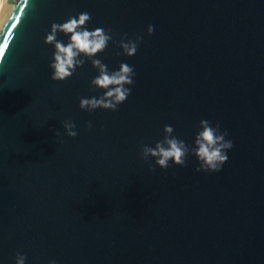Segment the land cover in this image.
Wrapping results in <instances>:
<instances>
[{"label":"water","instance_id":"water-1","mask_svg":"<svg viewBox=\"0 0 264 264\" xmlns=\"http://www.w3.org/2000/svg\"><path fill=\"white\" fill-rule=\"evenodd\" d=\"M9 3L0 25V46L9 36L0 57V264L17 252L25 264H264V0ZM83 11L87 30L113 38L93 58L109 71L134 67L116 111L79 108L104 91L90 86V60L50 78L45 34ZM122 33L143 37L132 56L116 55ZM201 119L233 141L220 171H195L192 155L167 169L140 158L164 125L192 146Z\"/></svg>","mask_w":264,"mask_h":264},{"label":"clouds","instance_id":"clouds-1","mask_svg":"<svg viewBox=\"0 0 264 264\" xmlns=\"http://www.w3.org/2000/svg\"><path fill=\"white\" fill-rule=\"evenodd\" d=\"M11 7L9 0H0V25L3 24L4 17ZM90 20L91 14L83 11L75 17L69 16L63 23L51 24L50 31L44 37V43L54 47L49 64L52 70L50 78L54 81L65 80L73 75L77 67L84 65L85 59L90 60L92 67L98 73L91 79L90 86L104 91L98 97L80 98L79 108L89 112L97 108L116 111L131 93V89L126 85L134 84V67L122 62L118 70L109 71L106 64L93 58L103 52L113 38L109 34L110 30L106 31L99 27L92 31L87 30L86 25ZM12 26L15 27V23ZM146 31L148 35H151L154 32V26L149 24ZM58 32L68 37L67 43L57 39ZM142 39L143 37L139 35L128 38L127 33H122L119 41H113L121 49V52H117L116 55L121 53L127 56L134 55ZM62 126L67 136L77 135L74 130L75 124L72 121H62ZM91 126V122H86V127L91 128ZM173 132L171 125H164L163 138L158 140L154 146L147 144L140 146V158L146 163L150 157L154 158L155 166L167 169L172 164L186 166L188 156L192 155L197 161L195 171L213 173L221 170L228 159L227 150L233 147V141L226 139L228 132L221 131L219 122L199 120L198 131L194 135L192 146L177 138ZM55 134L60 135L58 130ZM148 167L150 172L155 171L152 164L149 163ZM25 260L26 256L21 252H17L14 256V264H25ZM49 264H55V261L50 260Z\"/></svg>","mask_w":264,"mask_h":264},{"label":"snow or ice","instance_id":"snow-or-ice-1","mask_svg":"<svg viewBox=\"0 0 264 264\" xmlns=\"http://www.w3.org/2000/svg\"><path fill=\"white\" fill-rule=\"evenodd\" d=\"M11 27L12 28H15L16 25H15V27H13V26H11ZM8 39H9V36L8 37H5V43L2 46H0V57H2L4 55L5 49L8 47V44H7V40Z\"/></svg>","mask_w":264,"mask_h":264}]
</instances>
